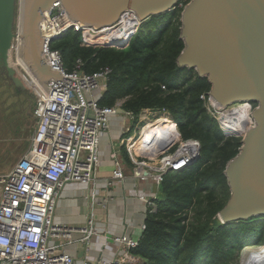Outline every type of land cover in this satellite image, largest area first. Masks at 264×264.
Returning <instances> with one entry per match:
<instances>
[{
  "label": "built area",
  "instance_id": "2783aa9c",
  "mask_svg": "<svg viewBox=\"0 0 264 264\" xmlns=\"http://www.w3.org/2000/svg\"><path fill=\"white\" fill-rule=\"evenodd\" d=\"M190 1L178 0L176 8L183 10ZM133 24L140 26L137 20ZM117 25L118 22L107 29L113 30ZM39 30L45 40L43 59L52 71L60 72L64 78L47 82L50 89L47 96L37 81L20 66L38 95L36 128L23 157L9 173L0 175V264H139L141 259L133 254V250L140 239L126 234L112 238L113 244L121 249L112 261L79 260L70 254L69 248L73 245L87 249L96 231L93 220L84 226L63 225L55 221L62 190L69 183L95 186L96 173L101 165V136L111 128L114 117L121 116L120 147L125 148L136 167L134 178L152 181L158 188L168 173L184 172L193 165L201 156V144L197 140H182L177 124L165 112L151 109L137 114L121 112L125 100H118L112 107H102L100 101L107 90L111 68L103 67L87 73L79 59L71 71L67 70L61 52L52 47L70 31L83 33L82 36L88 33L90 40L83 44L90 46L91 39L103 35L105 29L83 28L73 22L64 7L57 3L44 14ZM162 88L166 89L165 86ZM201 100L208 113L217 119L223 134L232 136L226 133L219 116L223 108L214 102L209 92L202 94ZM236 105L248 107L249 126L252 127L254 104ZM163 118L169 119L171 124L166 125L168 130L157 140H163L161 146L157 147L154 137L148 144L152 152H148L149 148L137 150L135 145L143 132L150 127L157 128ZM134 129H137L135 136L127 138L126 135ZM112 159L115 170L111 178H105L106 187L126 178L116 152ZM139 198L146 206V219L148 212L155 211L154 200L158 197L141 195ZM92 199L95 200V194ZM145 229L144 220L140 230Z\"/></svg>",
  "mask_w": 264,
  "mask_h": 264
},
{
  "label": "trees",
  "instance_id": "16d2710c",
  "mask_svg": "<svg viewBox=\"0 0 264 264\" xmlns=\"http://www.w3.org/2000/svg\"><path fill=\"white\" fill-rule=\"evenodd\" d=\"M181 13L176 8L148 20L124 50L86 46L81 39L83 33L73 31L52 47L61 52L67 70L71 71L79 59L87 73L111 68L110 81L100 101L102 107L125 100V111L165 112L177 124L182 140L201 144L196 164L184 172L168 173L160 184L155 211L148 212L146 229L133 250L141 264H238L239 254L247 246L263 248L264 219L222 224L218 217L230 197L224 172L239 153L242 139L226 137L217 119L208 113L201 100V95L211 88L207 79L177 64L184 49ZM160 122L157 128L143 132L135 145L137 150L149 148L151 138L157 142L168 130L170 120L163 118ZM162 143L158 141L157 147ZM125 160L131 162L126 150Z\"/></svg>",
  "mask_w": 264,
  "mask_h": 264
},
{
  "label": "water",
  "instance_id": "95a60500",
  "mask_svg": "<svg viewBox=\"0 0 264 264\" xmlns=\"http://www.w3.org/2000/svg\"><path fill=\"white\" fill-rule=\"evenodd\" d=\"M57 3L73 22L102 31L125 13L134 14L142 25L175 10L178 0H20L18 33L14 30L17 0H0V64L2 60L15 86L24 87L11 63L13 41L19 38L18 57L47 96V82L64 77L42 57L45 40L39 25ZM135 29L132 24L125 40L105 45L125 49ZM180 39L184 49L178 66L207 79L209 95L219 107L256 105L254 125L244 136L234 135L242 139V146L226 166L230 197L218 217L222 224L264 218V0H191L181 13Z\"/></svg>",
  "mask_w": 264,
  "mask_h": 264
},
{
  "label": "crops",
  "instance_id": "0c3cea01",
  "mask_svg": "<svg viewBox=\"0 0 264 264\" xmlns=\"http://www.w3.org/2000/svg\"><path fill=\"white\" fill-rule=\"evenodd\" d=\"M121 134V116L114 117L111 128L101 136V165L96 173L95 186L69 183L62 190L55 221L69 226H84L89 220L94 222L96 234L88 248L80 249L78 245L69 248V253L79 260H114L121 250L112 242L115 235L126 234L139 239L142 235L140 225L145 220L146 206L139 197L160 195L159 188L152 181L143 182L134 178L136 167L132 161L129 163L125 160V148L120 147ZM115 152L126 178L106 187L105 178H111L115 170L112 159ZM94 194L97 200L92 199Z\"/></svg>",
  "mask_w": 264,
  "mask_h": 264
},
{
  "label": "rangeland",
  "instance_id": "374dc122",
  "mask_svg": "<svg viewBox=\"0 0 264 264\" xmlns=\"http://www.w3.org/2000/svg\"><path fill=\"white\" fill-rule=\"evenodd\" d=\"M18 11L19 4L16 6V21L14 28L15 33L19 32V27L17 24L19 15ZM130 16L132 17V15ZM132 24L133 22L131 25ZM140 26L136 27L134 35L140 29ZM114 30L115 29H113V31ZM104 34L94 36L91 39L90 46L95 48L115 47L106 46V34ZM87 36L90 35L86 33L81 37L83 43H86V40H90V38H87ZM18 51L17 41L14 40L13 51L11 53V63L22 78L24 87L15 86L8 75L0 74V175L9 173L17 164V162L23 157L28 149L30 139L33 136L36 128L35 107L37 104L38 95L34 89L32 81L28 76L24 75L22 68L20 67L21 65L18 62ZM235 106L237 105L235 104L229 107L235 108ZM235 109H237V107ZM220 113L222 114V112ZM136 133L137 129H134L128 135H126V137L128 138L131 135L135 136ZM194 214V212L191 214L193 217L192 221L194 220ZM248 248H251V246ZM249 252H251V250H247V248L244 249L239 254V260L237 263L241 264L244 255ZM139 264H141V262Z\"/></svg>",
  "mask_w": 264,
  "mask_h": 264
},
{
  "label": "bare ground",
  "instance_id": "6f19581e",
  "mask_svg": "<svg viewBox=\"0 0 264 264\" xmlns=\"http://www.w3.org/2000/svg\"><path fill=\"white\" fill-rule=\"evenodd\" d=\"M20 3V0H18V4ZM19 13V11H18ZM135 16L131 17L129 13L123 14L121 19L118 21V25L115 28V30L111 29H105L104 33L108 37V41L113 42H122L125 40L128 30L131 28V23L135 22ZM19 22V15H18V21ZM125 24V25H124ZM18 39V40H17ZM14 39L17 41V48L20 49V40L19 38ZM19 41V43H18ZM106 41V42H108ZM14 42V41H13ZM19 44V45H18ZM18 62L23 68L27 71V73H30L23 65L21 60L18 57ZM235 105V104H234ZM233 106V105H232ZM238 107V106H235ZM247 106H240L238 109H235L234 107H229L226 109H223L220 113V118L223 121L224 129L226 130L227 134L231 135H239L244 136L247 129L250 127L249 125V118L248 115L250 114V110L247 109ZM230 128V129H228ZM249 247V246H247ZM247 250H251V252L246 253L244 255L243 261L241 264H264V246L263 248H257V246H251V248H247Z\"/></svg>",
  "mask_w": 264,
  "mask_h": 264
},
{
  "label": "flooded vegetation",
  "instance_id": "af4514ba",
  "mask_svg": "<svg viewBox=\"0 0 264 264\" xmlns=\"http://www.w3.org/2000/svg\"><path fill=\"white\" fill-rule=\"evenodd\" d=\"M0 74H4V75H8L6 72V69L4 67V64H2V60H1V64H0ZM236 108V107H235ZM239 107H237L238 109ZM264 219V218H263Z\"/></svg>",
  "mask_w": 264,
  "mask_h": 264
}]
</instances>
